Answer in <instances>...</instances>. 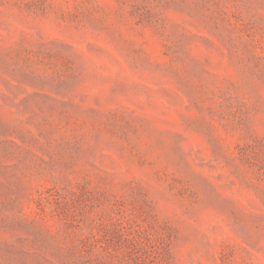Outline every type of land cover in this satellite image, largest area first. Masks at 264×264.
<instances>
[{"label":"rangeland","instance_id":"obj_1","mask_svg":"<svg viewBox=\"0 0 264 264\" xmlns=\"http://www.w3.org/2000/svg\"><path fill=\"white\" fill-rule=\"evenodd\" d=\"M0 264H264V0H0Z\"/></svg>","mask_w":264,"mask_h":264}]
</instances>
